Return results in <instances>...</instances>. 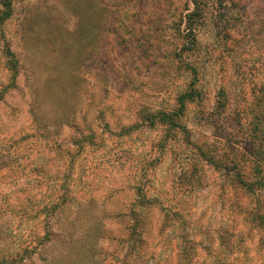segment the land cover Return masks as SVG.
Listing matches in <instances>:
<instances>
[{"label": "rangeland", "instance_id": "obj_1", "mask_svg": "<svg viewBox=\"0 0 264 264\" xmlns=\"http://www.w3.org/2000/svg\"><path fill=\"white\" fill-rule=\"evenodd\" d=\"M6 1L0 264H264V0Z\"/></svg>", "mask_w": 264, "mask_h": 264}, {"label": "trees", "instance_id": "obj_2", "mask_svg": "<svg viewBox=\"0 0 264 264\" xmlns=\"http://www.w3.org/2000/svg\"><path fill=\"white\" fill-rule=\"evenodd\" d=\"M3 4L4 7V12L2 13V17L0 18V24L1 22L6 21L7 19L10 18L11 16V9H10V2L6 1ZM198 6L196 8V15H192V18H194L195 16L199 19V17L202 15L201 11L198 10ZM196 27H190V31L192 32L193 30H195ZM5 57H6V67L8 70L12 71L14 76L17 73L18 70V63L15 60V57L13 55V53L10 51L9 48L6 47L5 49ZM196 92L194 91V89H190L189 91H185L183 92L178 98H177V104H178V110L176 112L173 113H168V112H163V111H159L156 113H149L145 119V121L151 126V127H156V126H160V127H164V132H163V140L165 143L169 142L172 140V138L175 136L174 132L176 131V129L180 128L179 126V119H181V117L184 115V111L186 110V106L189 103H192L195 100V95ZM176 133V132H175ZM174 134V135H173ZM201 155L206 156L205 153H202ZM201 159V158H200ZM204 160V159H203ZM213 165V163H210ZM215 166H218L216 163H214ZM237 164H234L232 166L229 167L230 169H233V171H237ZM220 168H223L220 165ZM233 178V183L235 184L236 187L238 188H243L247 193H251L252 195H254L257 199L260 196V192L261 190L264 189V178L260 177L258 180L256 181H250L247 177H243L240 176L239 171H237L234 175ZM199 181V177L196 179ZM256 199V208L254 207L251 210V220L252 223L256 220L253 216H256L257 218H264L263 214H259L258 213L255 215V213L259 210H264L263 208H258L259 207V200ZM151 200L150 203H156V201ZM66 202V199H62L59 203V201H57V203H55V205L52 207V211H56V209H58L60 206L64 205ZM175 212H172L170 215L171 217L175 216ZM168 216V215H165ZM164 216V217H165ZM188 242V241H187ZM190 243V241H189ZM187 244V243H186ZM189 249H191V247L189 246ZM63 264V263H62Z\"/></svg>", "mask_w": 264, "mask_h": 264}, {"label": "crops", "instance_id": "obj_3", "mask_svg": "<svg viewBox=\"0 0 264 264\" xmlns=\"http://www.w3.org/2000/svg\"><path fill=\"white\" fill-rule=\"evenodd\" d=\"M5 63H6V61H5ZM5 66H6V64H5ZM11 85H13V83H12ZM11 85H7V86L2 87V88L0 89V102H2V100H3V98H4V95L6 94V92L12 88ZM85 259H86V258L84 257V259H82L81 261H82V262H85L86 264H89L88 261H84ZM69 264H75V263L72 261V262L69 263ZM77 264H81V263H80V260H79V262H78ZM93 264H96V262L93 261Z\"/></svg>", "mask_w": 264, "mask_h": 264}]
</instances>
